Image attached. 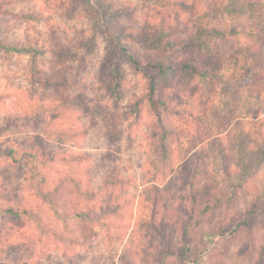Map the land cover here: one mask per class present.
I'll use <instances>...</instances> for the list:
<instances>
[{"label": "rangeland", "instance_id": "obj_1", "mask_svg": "<svg viewBox=\"0 0 264 264\" xmlns=\"http://www.w3.org/2000/svg\"><path fill=\"white\" fill-rule=\"evenodd\" d=\"M100 2L116 14L95 0H0V151L13 149L0 159V264H264V41L252 37L264 0ZM105 17L137 55L156 51L140 36L163 38L172 63L207 73L168 86L166 168L155 117L133 106L145 80L122 63L119 95L110 87ZM50 42L73 58L50 56ZM196 171L213 207L185 252Z\"/></svg>", "mask_w": 264, "mask_h": 264}, {"label": "trees", "instance_id": "obj_2", "mask_svg": "<svg viewBox=\"0 0 264 264\" xmlns=\"http://www.w3.org/2000/svg\"><path fill=\"white\" fill-rule=\"evenodd\" d=\"M97 7H100L102 10H106L105 15L113 16L116 12H112L110 8L105 6L100 0H95ZM89 4V2L87 3ZM106 18V19H105ZM98 28L107 36V45H108V58L110 62V75L113 83L111 84L112 90L119 95L120 86L123 80L121 75V64L125 63L129 65L138 75L142 76L145 80V92L134 102L133 106L138 111L141 108L142 103L147 104L149 112L153 114L156 120L158 127L157 134V148L160 152L161 164L163 168L168 167L171 157V148H170V139L172 133V127L169 123V116L174 112L172 105L169 101L168 96V86L173 80L176 74L179 75H188L191 77L200 76L205 77L207 73L202 71L191 60H183L181 62L172 63L165 51V41L163 38H147L140 36V40L149 46L152 51L156 50L154 53L139 56L132 49L122 41L127 35L122 33L120 30L115 28L111 23V18L105 17ZM252 37L259 41H264V31H260ZM190 42L185 43L182 47L191 46ZM6 51L14 53H30V49L25 47H17L15 45L3 46ZM45 51L50 54V56L55 57L56 59L68 58L72 59V55L66 54L63 51H59L53 43H48L45 47ZM30 68L31 70L38 75L42 81L47 83L51 80L43 75L42 72L36 69V60L34 56L30 58ZM214 75V72L212 73ZM217 76V75H216ZM62 82V79H55L52 83ZM13 156V149L6 148L0 151L1 158H11ZM197 171L190 176L189 190V207L186 213L181 219V229H180V242L184 248V251L188 250V246L191 243V240L194 238L197 229L200 227L202 222L211 215L212 213V197L208 194L207 191L201 192V190L196 186L195 179L197 178ZM116 179L111 178L112 184H116ZM192 180V181H191ZM77 192L80 193V190L77 189ZM42 197L46 198V195L42 193ZM47 199V198H46ZM262 209H253L251 214L248 213L245 220L239 222L241 225L248 224V218ZM2 214H7L14 217H19L27 215L28 211L25 209H18L15 207H7L2 209ZM153 215L150 217L152 220ZM236 229V228H234ZM163 237V236H162ZM166 239L165 237H163ZM167 240V239H166ZM167 242H170L167 240ZM208 248V247H207ZM186 249V250H185ZM171 256V255H170ZM174 256V255H173ZM161 264H166L161 261ZM256 264H262L261 256L258 257Z\"/></svg>", "mask_w": 264, "mask_h": 264}]
</instances>
